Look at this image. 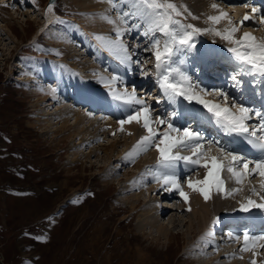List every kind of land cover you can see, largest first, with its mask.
<instances>
[{"label":"rangeland","instance_id":"rangeland-1","mask_svg":"<svg viewBox=\"0 0 264 264\" xmlns=\"http://www.w3.org/2000/svg\"><path fill=\"white\" fill-rule=\"evenodd\" d=\"M29 1L23 3L21 0H0V264H142V262L143 264H252L255 257L264 259L262 247L249 246L247 251L239 248L231 254H221L218 250L231 249L232 252V246L237 248V243L229 242L230 238L244 236L246 232L244 229H247L244 226L242 231L237 229L240 230L237 232L232 226L237 221L228 220L224 223L221 220L248 213L251 216L250 210L247 212L240 210L241 203H245L249 198L258 203L264 201L260 198L264 193L254 195L250 190L253 186L248 188L251 183L261 186L259 176L243 181L246 192L244 197L241 195L227 197L226 202L230 204L229 213L216 208L220 204L217 203L210 207L209 214L203 218L202 213L196 215V203L192 207L188 206L178 191L175 190L171 195V191H165L155 181L152 173L158 171L157 161L154 159L155 154L149 155L156 151L155 147H150L135 157H128L127 154L137 143L138 139H135L137 136L129 134L130 131L125 126L123 131L111 127L112 123L119 127L120 120H126L129 115L135 114L137 109L142 107L125 102L131 110L125 111L121 118H117L111 111L112 106L115 107L119 103L112 95L113 90L123 93L125 90L131 92L135 88L137 98L144 100L150 106L153 119H164L181 132L189 129L199 133L202 140L205 139L200 141L201 151L209 156H218L227 165V160H224L217 151L222 148L226 152L251 160L247 154L239 150H230L225 144H218L221 137L214 133L215 130H212L208 124L195 126L193 119L182 112V108L188 103L184 97H177L175 103L168 101L158 83L156 61L150 50L152 40L143 39L140 42V49L137 50L133 45V38L130 40L131 37L123 36L124 44L128 47V55L131 56L130 61L122 62L124 54L112 50L113 56L134 73L136 80L130 82L126 75L118 77L115 68L104 62L93 41H90L88 36L85 37L88 31L85 32L83 27L91 28L92 23L94 25L96 23L92 21L97 19L92 12H89L93 10L88 8L92 4L86 2L89 0H56L53 6L59 15L58 21L46 27L45 32L37 40L35 35L43 26V12L49 0ZM183 1L171 0L182 14H184L181 7ZM120 2L122 10L118 11V15L132 10L128 3L130 1L111 0L110 3L107 0L106 3L112 5L113 10L117 12V8L113 5L118 7ZM207 2L209 5L216 3L220 9L228 13L233 24L237 26L243 18L241 16L243 12L250 15V21H245L237 33L241 37L244 32H249L258 41L264 40V24L260 23L259 17L261 13L264 16V10L259 14L252 13V7L260 6L253 0L248 2L203 0V3L207 4ZM245 4L249 5L247 8L250 10L244 7ZM189 6L191 5L188 4ZM9 13L14 15V19L8 18ZM111 15L112 12H109V16ZM182 24L187 25L184 22ZM225 24L228 25V21ZM70 26L73 28L69 29ZM212 29L219 31L213 25L208 28L211 33H205L201 29L200 33L193 36L192 40L201 41L193 44V49L199 56L190 53L180 71L190 77L192 85L199 94L217 100L220 96L215 93L222 91L219 89L223 86H229V82L222 85V77L213 76L212 81L217 78L219 89L201 83L197 74L203 72L206 76L208 71L200 70L203 60L198 57L205 56L203 50L207 49L212 52V56L230 55L234 60L231 59L233 65L230 66L235 68L240 76L238 83H235V92L232 90L229 93L224 88L223 92L229 97V106L233 102L243 104L238 98L239 92H242L237 90L238 86L244 87L243 90L248 89L249 79L257 78L260 81L264 76L246 75L247 68L229 51V46L234 47V45L218 37ZM56 36L59 38L67 36L72 46L77 47L76 60L70 57L74 54L72 47L64 42L58 44L54 40ZM94 36L102 37L98 33H94ZM115 38L116 35L113 39L107 37L104 41L97 39L95 42H98L101 48L108 50L106 42L114 41ZM136 39L137 36L134 37V40ZM218 42L228 46L216 44ZM62 44L66 45L68 51L60 47ZM59 61L61 62L58 63ZM75 61L81 65L86 61L85 68L84 66L80 68V64H77L68 73L61 71L59 73L58 70L57 75L49 76L52 73L51 67L56 68V65ZM210 72L213 74V70ZM147 74L151 77L150 88L146 84L149 80L142 79ZM70 76L77 81L78 88L80 90L82 88L80 91L82 95L91 94L108 100V105L102 107L106 109L99 108L100 112L91 111L84 101H75L76 85L67 86L69 89L63 86L62 90L52 91L48 96L40 92L42 89L57 88L54 85L57 84L58 77L62 80V77L69 79ZM114 76L115 82H111L108 86L107 83L101 84L99 81L103 78L110 82L113 81ZM78 81L83 83V87ZM259 81H252L251 83H254L252 86L255 87ZM200 89L205 91L200 92ZM67 93L69 96L65 95ZM230 96H234L235 99ZM219 100L223 103V97ZM192 106L189 109L194 108L193 104ZM120 107L118 106L117 109H121ZM78 113L88 119L81 121L82 118L77 117ZM93 115L98 124L90 121L89 117ZM178 124L182 126L178 127ZM167 126V123L159 125L158 131L167 130ZM208 127L211 128L210 131ZM141 131L142 133H139L147 135L143 128ZM208 134L211 138L206 136ZM172 135L175 136L177 133ZM178 151L183 156H192V152L188 149H178ZM145 160L149 161L144 163ZM183 162L180 161L178 164L181 165ZM192 167V173L188 175L181 174L183 166L176 170L180 184L190 200H193L192 194L195 192L188 188L187 180L189 178L193 181L200 180L205 173L202 167L195 165ZM223 175H227L228 179L233 181L226 167L223 169ZM138 186H141V189ZM135 195H140L141 204L135 205L132 209V204L136 201ZM175 196L176 198L173 199L172 197ZM217 199L219 195L214 198ZM149 204L157 206L156 209L164 212L160 214V223H167L169 220L176 222L175 229L173 224H170L174 235L169 244L161 235L159 227L155 229L144 225L143 228V219L149 212L155 211L150 210ZM167 205L170 208H167ZM261 218L264 219V215H261ZM219 221L221 222L217 226H213ZM201 224L206 225V230L199 235ZM204 234L215 246L207 244ZM144 235L150 239L146 241ZM253 235L256 236V233ZM260 236H264V233L257 235ZM152 237L159 238L160 241L154 242ZM94 241L97 242L96 246ZM259 241L261 243L264 240ZM141 243L142 245H139ZM137 248H142V253L146 256L144 260L133 263L128 254L133 249L130 254L139 260L142 254L140 255ZM255 252L257 255H254Z\"/></svg>","mask_w":264,"mask_h":264},{"label":"snow or ice","instance_id":"snow-or-ice-1","mask_svg":"<svg viewBox=\"0 0 264 264\" xmlns=\"http://www.w3.org/2000/svg\"><path fill=\"white\" fill-rule=\"evenodd\" d=\"M109 2L111 3V0ZM113 7H116V5H113ZM131 7L134 11L124 12L120 19L126 24L125 17L131 15L140 18L146 25L143 35L150 37L152 40L150 50L156 61L155 67L158 71V83L168 100L175 103L176 98L182 96L185 100H194L202 104L214 118L215 123L226 133H237L252 137L253 139L250 140V143L255 148H258L262 155L258 159L248 160L240 155L226 152L224 149L219 148L217 151L220 156L224 157V160H227V165H225L224 161L220 160L218 156H209L206 152L201 151L200 141L202 137L199 133H194L189 129H184L181 132L180 129L175 128L164 119H153L150 106L144 100L137 98L136 90L133 88L131 92L127 90L123 93H117L114 90L112 92L113 97L117 100H124L126 103H134L142 106L135 114L129 115L126 120L119 121L121 131H123L124 124L135 121L141 124L142 128L147 132V135L142 136L136 145L133 146L132 151L127 154L128 157H135L141 152L147 151L150 147H155L159 154L157 159L158 171L152 173L155 181L165 191H178L185 203H188L189 197L176 175L177 164L180 161L206 169L202 180L193 181L191 178L187 180L188 188L193 192H198L203 196L205 201L210 199L212 190L217 192H223L225 190L224 181L220 176V172L225 167L237 184H241L247 178L259 176L261 178V189L264 190V113L244 106L243 104H236L235 102L229 106V97L223 91L215 93V95L223 97V103H213L205 100L195 90V86L192 85L190 77L181 72L179 68L170 66L172 57L175 55L178 46L191 49L194 47L191 43L193 36L201 32V29L195 28L192 25H182L180 20L176 19V17L182 15V12L175 3L171 2V0H132ZM211 7L217 9L218 5L213 3ZM244 7L247 8L249 5L245 4ZM47 11H52L51 5ZM251 11L252 13H259L260 9L252 7ZM208 19L214 24H218L221 20L227 19L228 28H225L223 32L216 31L215 29H212V31L234 45L229 51L233 53L242 65L246 66L249 74L264 76V40L258 41L249 32H244L238 39L234 38L235 33L240 30V26H243L245 21L251 19L250 15L245 14L239 21V26L233 24L228 13L224 11H220L219 15L209 16ZM109 23H115V21L109 20ZM260 23L264 24V16H261ZM140 26V24H133L131 28H117V39L106 42L109 51L115 49L124 54L122 62L130 61L131 56L128 55V47L124 44L121 37L125 31H131ZM175 26H179V28ZM187 29H191V31H187ZM155 33L162 34L166 39L163 41L156 39ZM96 39L101 41L105 40L104 37H96ZM174 75L178 76L179 80L174 79ZM233 79L235 80V77ZM112 80L115 81L116 77H112ZM199 91L204 92L205 90L200 89ZM253 115L259 120V123L250 125L248 121L253 118ZM165 123L168 125L167 130L159 132V125ZM153 125L156 127H153ZM172 133H177V135L173 136ZM257 133H260V135H257ZM158 135L159 140H157ZM178 149H188L192 152V156H182L179 154ZM249 165H252V167H249ZM237 191L239 189L232 190V192ZM232 192L227 194L231 195ZM252 192L254 195H259L255 188L252 189ZM260 198L264 200V196ZM252 208L264 210V203H257L249 198L245 203H241L240 205L241 211L247 212ZM188 210L190 211L191 209L189 208ZM235 239L239 240L240 237H235ZM243 239L245 244L242 250L247 251L249 250L250 241L253 242L252 246L255 247L254 242L264 240V236L250 237L245 232ZM260 247L264 248V244H261ZM252 264H255V261Z\"/></svg>","mask_w":264,"mask_h":264},{"label":"bare ground","instance_id":"bare-ground-1","mask_svg":"<svg viewBox=\"0 0 264 264\" xmlns=\"http://www.w3.org/2000/svg\"><path fill=\"white\" fill-rule=\"evenodd\" d=\"M16 1V0H15ZM23 3H25V2H30L29 0H25V1H23V0H21ZM122 1H130V2H128L129 3V7H131L130 6V4L132 3V0H122ZM215 1V0H214ZM241 0H232V2H240ZM19 2V1H18ZM86 2H89V3H92V4H90L89 6H88V8H89V10L90 9H93V10H90L89 12H92L91 14L95 17V18H97V19H95V21H92V22H96L95 23V25L92 23V27L91 28H89L90 26V22H89V27H87V29L85 28V27H83V29H85V32H87L88 31V33H86L85 34V37L86 36H88V38H90L91 40L90 41H93V43L95 44V47H97V50L99 51V53L101 54V56H102V58H103V60H104V62L106 63V64H111L112 66H113V68H115V73H117L118 74V77L120 76V75H126L127 76V79H129L130 80V82H132V81H134V80H136V78H135V76H134V73L130 70V69H128L126 66H124V64L122 63V62H120L119 60H117L114 56H113V54H112V51H109V50H107L106 48L104 49V48H101L98 44V42H95V41H97V39H96V37L94 36V33L95 34H101L102 35V37H105V38H107V37H109L110 39H113L114 38V36L116 35V29L117 28H121V29H124V28H131V26L133 25V24H140L141 26L139 27V28H135V29H132L131 31H125L124 32V37H125V35L126 36H128V37H131V39L130 40H132V38H133V41H134V43H133V45H135V49H140V42H142L143 41V39H146V38H149V39H151L150 37H146V36H144L143 35V32H144V30H145V27H146V25L144 24V22L140 19V18H138V17H133V16H128V17H125V20L127 21V23L125 24V23H123L122 21H121V19H120V17L122 16V14L121 15H118V11H120V10H122V5H121V2L119 3V5H118V7H115V8H117V12L116 11H114L113 10V8H112V5L111 6H109V5H107V0H89V1H86ZM193 2V3H192ZM255 2H257V3H255V4H258V5H260L258 8L260 9V12L259 13H261L263 10H264V8H263V6H264V0H258V1H255ZM214 3V2H213ZM212 3V4H213ZM2 4V3H1ZM55 3H53V4H48L47 5V7L44 9L45 11L43 12V17H42V20H43V26L41 27V29L36 33V35H35V39L37 40V38L43 33V32H45V29H46V27H48L49 25H51L52 23H54V22H57L58 20V18H59V15H58V13L56 12V10H55V7L53 6ZM188 4L189 5H191V6H189L188 7ZM52 6V11L51 12H48L47 10H48V8H49V6ZM257 6V5H256ZM4 7H6V5L4 4ZM181 7H182V10H183V12H184V14H182L181 16H179V17H176V19H178V20H182L181 21V24H182V22H184V23H186L187 25H193V26H196V27H198V28H201V29H203L204 30V32L206 33H211V30H208V28L209 27H212L213 25H215L217 28H218V30L219 31H221V32H223L224 31V29L225 28H228L229 27V25H227V24H225L226 22H227V19H223V20H221L218 24H214L212 21H210L209 19H208V17L209 16H214V15H219V12L220 11H223L222 9H220V7L218 6V8L217 9H213L212 7H211V5H209L208 4V2H207V4H205V3H203V0H184L183 2H182V4H181ZM7 8V7H6ZM130 9V8H129ZM248 10H250V8H247ZM246 9V10H247ZM132 11H134V9L132 8V10L130 9V11L129 12H132ZM230 11V10H229ZM109 12L111 13L112 12V14L113 15H111V16H109ZM225 12V11H224ZM258 13V14H259ZM246 13L245 12H243V14L241 15L242 17L245 15ZM255 14V13H254ZM8 15V18L10 19V18H13L14 19V15L13 14H7ZM33 16H35V15H33ZM229 16V15H228ZM261 16H262V13L259 15V17L261 18ZM93 17V18H94ZM237 17V16H236ZM258 17V18H259ZM92 18V19H93ZM240 18V17H239ZM238 18V19H239ZM253 18V17H252ZM257 18V17H256ZM109 20H111V21H115V23H109ZM240 20V19H239ZM250 21V20H249ZM233 22V21H232ZM225 24V25H224ZM183 25V24H182ZM83 26V25H82ZM103 27V28H102ZM175 27H177V28H179V26H175ZM73 27L72 26H70L69 27V29H72ZM89 28V29H88ZM205 30H208V31H205ZM60 31V30H59ZM187 31H188V29H187ZM56 32V31H55ZM62 32V31H61ZM66 32V31H65ZM54 33V32H53ZM58 34V33H57ZM65 34H67V33H65ZM133 34V35H132ZM198 34V33H197ZM64 35V34H63ZM155 35V38L156 39H160L161 41H163L164 39H166L162 34H160V33H155L154 34ZM200 35V34H199ZM70 36V35H69ZM121 37V39L123 40V42H125V39H124V37ZM137 36V39L136 40H134V37H136ZM213 36V35H212ZM218 37H221V36H219V35H217ZM67 37V36H66ZM65 36L62 38V37H58V36H56L55 38H54V40L59 44V43H62V42H64V43H67V45H70L71 47H72V52L74 53V54H72L70 57H72V60H74L75 58H76V54H75V50H77L76 48L77 47H73L72 46V43H71V40L69 39V38H66ZM71 37V36H70ZM113 37V38H112ZM214 37H215V35H214ZM240 36H239V33H235V35H234V38H239ZM53 39V38H52ZM117 38H115V40H116ZM127 39H129V38H127ZM222 39V38H221ZM129 40V41H130ZM207 40V39H206ZM210 41V40H209ZM208 41V42H209ZM227 41V40H226ZM199 42H201V41H199V40H197V39H193L192 41H191V43L192 44H194V43H199ZM224 42V41H223ZM203 43V42H202ZM216 44H218V45H223V43H216ZM225 46H228L227 44H224ZM223 45V46H224ZM66 45H60V47H64V48H66L67 49V47H65ZM230 48H232L233 46H229ZM194 47H192L191 49H189V48H186V47H183V46H178V48H177V51H176V53H175V55L172 57V62H171V67H173V68H179V69H181L182 68V66H183V62L187 59V57L190 55V53L191 54H196V56H199V54L198 53H196V51L193 49ZM198 48V47H197ZM79 51H80V49H78ZM67 51H68V49H67ZM114 51H116L115 49H114ZM203 52H204V54H205V56H207V58H205V56H202V57H198L199 59H201V60H203L202 61V68H200V70H203V71H208V73H206V76L203 74V72H199L197 75L198 76H200V81H201V83L202 82H204V83H206L207 85H209L210 87H212V86H214V87H216L217 89H219V87L218 86H220V85H218V82H217V78H215V80L214 81H212V79L214 78L213 76H217L218 78L219 77H224L228 82H229V86H223V88H224V90L225 91H228L229 93H231L232 92V89L236 86L235 85V83H238V79H239V76H240V74H238V71L234 68H232V66H230V65H233V58L229 55V56H212V52L211 51H209L208 49L207 50H203ZM114 53V52H113ZM214 57V58H213ZM217 57V58H216ZM228 59V60H227ZM233 61H232V60ZM76 60V59H75ZM81 60V59H80ZM62 61V60H61ZM61 61H59L58 63H60ZM83 64L81 65V63H76V61L75 62H66L65 64H63V65H56V68H54V67H51V66H49V67H51L52 68V73L51 74H49V76L51 77V76H55V75H57V71L59 70V73H60V71L61 72H64V73H68L69 72V70L72 68V67H74V65L76 66L77 64H80V68H82L83 66H84V68H85V63H86V61H84V62H82ZM91 64V63H90ZM101 66V65H100ZM227 67V68H226ZM246 67V66H245ZM228 68H229V70H228ZM214 69H215V71H214ZM211 70H213V74L210 72ZM247 70V69H246ZM87 72V71H86ZM246 75L247 74H249L247 71H246V73H245ZM250 75V74H249ZM249 75L248 76H246V78L248 79L249 78ZM251 76H252V74H251ZM262 75H260V77H261ZM153 77V76H152ZM227 77V78H226ZM233 77H235V80L233 79ZM85 78H86V76H85ZM150 78L151 77H149V74H147L146 76H144L142 79H146V80H143V81H148L149 80V82H147L146 84L149 86V88H150V85H151V82H150ZM174 79H176V80H179V78H177V77H175V75H174V77H173ZM223 78V79H224ZM87 79V78H86ZM223 79H222V82H223ZM262 79V78H261ZM100 83L102 84V83H107V86L111 83V82H115V81H110L109 82V80L107 79L106 81L103 79V78H100ZM143 81H141L142 83H144ZM215 81H216V84H215ZM249 81H250V83L253 81V82H257V81H259L257 78H253L252 80H250L249 79ZM78 82H80V81H78ZM81 84H82V87H83V83L82 82H80ZM250 83H249V86H250ZM252 84H254V83H251V85ZM262 84H264V78L262 79V80H260L256 85H255V89H254V92L259 88V86H261ZM46 85V84H45ZM74 85H76L77 86V81L75 80V79H73L72 78V76H70L69 77V79H67V78H63L62 77V80H60V77H58L57 78V84H55L54 86H57V88H51V89H42V90H40V92L44 95V96H48L49 95V93L50 92H54L55 90H58V91H60V90H62V88H63V86H64V88H68L69 89V87H67V86H74ZM238 85V84H237ZM248 84H246V86H247ZM48 86H50V85H48ZM79 86V85H78ZM78 86L76 87V92L74 93V99H75V101H78V100H82V101H84V103H85V105L89 108L88 110H91V111H99L100 112V110H99V108H102V107H106V105H108V100H106V99H102V97H100V96H98V97H94L93 95H91V94H84V95H82V92H80V91H82V88H81V90L78 88ZM100 87H101V85H100ZM242 87V86H241ZM223 88H221V89H219V90H222L223 91ZM247 91V90H246ZM245 91V89L243 90L242 89V92H239V97L238 98H240L241 99V102L243 103V105L244 106H249L248 105V102L245 100V98H244V95H242V94H244V92H246ZM255 94H256V92H255ZM65 95H67V96H69V93H67V94H65ZM202 97H203V99H205V100H208V101H210V102H213V103H221L220 102V98L219 99H209V98H206V97H204L205 95L204 94H200ZM230 97H233L234 98V96H230ZM235 99V98H234ZM251 99V98H250ZM87 101V102H86ZM169 101V100H168ZM117 102H119V103H117V106H115V107H113L112 106V108H111V111H112V113L113 114H115V116H117V118H121V116L122 115H124V113H125V111L126 112H130V108H129V103L128 104H125V101L124 100H118ZM170 103H171V101H169ZM186 102H188V103H186V105H188V106H184L182 109H183V111L182 112H184V114H186V116H190L193 120L192 121H194L193 122V124H195V126L197 125V126H202V124H203V122L205 121L207 124H210V126H212V130H213V128H214V130H215V132H217L218 134H220V136H221V138H222V140L221 141H218V144H225V143H227V142H229V140H232L231 139V137H233L232 136V134H229V133H226L221 127H219L216 123H215V120H214V118L211 116V114L207 111V109L206 108H204V106L202 105V104H199V103H197L196 101H186ZM229 102V101H228ZM173 103V102H172ZM80 104V103H79ZM192 104L194 105V108H190L189 109V107H193L192 106ZM255 104H257V102L255 103ZM261 103H260V101H259V105H260ZM84 105V106H85ZM130 105H132V104H130ZM133 105H135L136 107H139L137 104H134L133 103ZM118 106H121L120 108L121 109H117L118 108ZM108 107V106H107ZM179 109L181 108V107H178ZM103 110L104 109H106V108H102ZM140 109V108H139ZM138 110V109H137ZM122 111V112H121ZM121 112V113H120ZM123 113V114H122ZM113 114H111V115H113ZM130 114V113H129ZM96 115V114H95ZM95 115H93V116H91V117H89L90 118V121H92V122H95L96 120L94 119L95 118ZM90 116V115H89ZM109 116V115H108ZM186 116H185V118H186ZM77 117H81L82 119H81V121L83 120H85V119H88V118H86L84 115H82L81 113H78V116ZM88 117V116H87ZM104 117V116H103ZM105 118L107 119V116H105ZM86 121V120H85ZM252 121H257L256 119H255V117L253 116V118L249 121V122H252ZM185 122H186V120H185ZM185 122H182L183 124H186ZM96 124H98L99 122H95ZM81 124H83V122L81 123ZM95 124V125H96ZM80 125V124H79ZM111 125V127L113 128V129H117V131L119 130V131H121L120 130V128H121V125L119 126V127H117V125L116 124H114V123H112V124H110ZM254 125V124H253ZM126 127V129L128 130V131H130V133H132V135L133 134H135V136H137L135 139H138L137 141H139L140 140V138L142 137V136H144V135H142L141 133H142V131H141V129H142V126H141V124H138V123H136L135 121H133V122H131V123H127L126 125H123V127ZM178 127L179 126H182V124H178L177 125ZM78 127H80V126H78ZM97 128V127H96ZM203 129H204V127H203ZM200 130V129H199ZM87 131V130H86ZM127 131V132H128ZM210 131V130H209ZM139 132H141V133H139ZM207 132H208V130H207ZM214 132V133H215ZM207 137H209V138H211L210 136H209V134L208 135H206ZM205 139H203L202 141H204ZM207 143V142H206ZM209 144V143H208ZM208 144H205V145H208ZM113 146H114V144H112ZM111 145V146H112ZM228 145V144H227ZM211 146V145H210ZM236 147V148H238V146L237 145H235L234 144V142L232 141V143H230L229 144V146H228V148L229 149H231L232 150V147ZM115 149V148H114ZM109 152V151H108ZM228 152V151H227ZM234 152V151H233ZM155 154V157H154V159L157 161V159H158V152L157 151H154V152H151L149 155L150 156H152V155H154ZM179 154L180 155H182L183 156V154L182 153H180L179 152ZM149 160H145V162L144 163H147ZM155 162V161H154ZM153 162V163H154ZM183 166V172H181V174H183V175H188V174H191L192 173V169H193V165L192 164H185V162H183L181 165L180 164H177V168H176V170H178V169H180V167H182ZM142 168V167H141ZM204 172V171H203ZM205 173H206V169H205ZM205 173H203V178H204V175H205ZM220 176H221V179L224 181V191L223 192H217V191H215V190H212L211 191V193H210V199H208L207 201H205V199L203 198V196H201L198 192H195L194 194H192V198H193V200L191 199L190 200V197H189V200H188V206H190L191 205V207L194 205V203H196L197 205H196V207H197V211H196V215L198 216V215H200L201 213L204 215V217L203 218H205V216L206 215H208L209 214V210H210V207H213L214 205H216L217 203H220L216 208H220V211L221 210H225V211H227L226 213H229L230 211H228V210H230V209H228L229 207H230V204L228 203V202H226L227 201V197H234V196H240L241 195V197H244L245 195H246V192H245V185H243V182L241 183V184H237L236 182H235V180L233 179V181H231V180H229L228 179V176L226 175V176H224L223 175V170L220 172ZM202 178V177H201ZM202 178V179H203ZM202 179H200V180H202ZM252 185L251 186H249L248 188H251L252 186H253V188H255V190H256V192L257 193H264L263 192V190L261 189V186H257V185H255L254 183H251ZM139 187V189H141V186H138ZM233 189H239V191H237V192H232V190ZM249 190V189H248ZM250 190H252V188L250 189ZM229 192H232V194L231 195H228L227 193H229ZM251 192V191H250ZM175 193V190H171V192H170V194L171 195H173ZM251 194V193H250ZM219 195V199H217V200H214V198L216 197V196H218ZM136 196V201H134L133 202V204H132V209H134L135 208V205H140L141 204V201H140V195H135ZM173 199H175L176 198V196L175 197H172ZM258 203V202H257ZM262 203H264V201H262ZM156 206V205H155ZM166 206V205H165ZM149 208H150V210H155V211H152V212H149L147 215H146V217H145V219H143V228H144V225H145V227L146 226H148V227H154L155 229H156V227H159V230H160V232H161V235L163 236V237H165L166 238V243H170L171 242V240H172V237H173V235H174V232L170 229V227H172L170 224H173V228L175 229V227L177 226V224H176V222H174V220L173 221H171V220H169V221H167V223H160V220H159V217H160V214L162 215L164 212H161L160 210H158V209H156V208H158L157 206L156 207H154V206H152V205H150L149 204ZM167 208H170V206L169 205H167ZM218 211H219V209H217ZM166 211H168V210H166ZM165 211V212H166ZM250 212H252V213H250L251 214V216L250 215H241L240 217H236V216H230V217H227L226 219H223V220H221V221H224V223H227L226 221H232V220H235V221H237V222H235V225H240V221L241 220H243V219H248L249 220V222H250V224H245V225H241V226H239V228L238 229H241V231H242V228H244V226L247 228V229H244V230H246V232L249 234V236L250 237H257V235L258 234H260V233H264V228H263V225H264V219H262L261 218V215L263 216L264 215V210H261V209H257V208H252L251 210H250ZM256 215V216H255ZM253 216V217H252ZM165 218V217H164ZM162 220V219H161ZM221 221H219V222H217L216 224H214L213 226H217V224L218 223H220ZM162 222V221H161ZM203 223V222H202ZM253 223H258V228H255V227H253ZM235 225H234V227H235ZM233 226V225H232ZM236 228V227H235ZM249 228V229H248ZM173 229V230H174ZM141 230V229H140ZM204 230V233H205V230H206V225H204V224H201L200 225V232H199V235L201 234V232ZM243 230V231H244ZM143 231V230H142ZM175 231V230H174ZM238 231H240V230H237V232ZM196 233H197V231H196ZM256 233V236L255 235H253V234H255ZM178 234H179V232H178ZM177 234V235H178ZM145 237H146V241L148 240V239H150V237H148L147 238V235H144ZM148 236H150V235H148ZM234 236H236V235H234ZM204 237H205V241L207 242V244H209V245H212V246H215V245H213V243L211 242V241H209L208 240V237L204 234ZM236 237H239V236H236ZM213 238H215V236H213ZM212 238V239H213ZM96 239H98V238H95V240ZM154 242H157V241H160L159 240V238H156V237H152L151 238ZM231 240L229 241V242H233L234 244H236L237 243V248H234L235 246H232V252L230 251V250H228V249H224V250H221V248H219L218 250H220L219 252L221 253V254H231V253H235L236 251H234L235 249L236 250H238L239 248H244V244H245V242H244V239H243V236L242 237H240V239L239 240H237V239H233L232 237L230 238ZM190 241V240H189ZM154 242H151V244L153 243L154 244ZM239 242V243H238ZM260 241H255L254 243H255V247H260V245L261 244H264V241L263 242H261V243H259ZM94 243H95V245L94 246H96V244H97V242L96 241H94ZM131 244H132V242H130ZM252 244H253V242L252 241H250L249 242V246H252ZM139 245H142V243L141 244H139ZM138 249V248H137ZM142 249V248H141ZM141 249H138L139 251H140V255H141V258L139 259V260H136V258H135V256H132L130 253L133 251V249H131L130 250V252H129V254H128V257L130 258V259H132V262L134 263V261H136L135 263H137L138 261H140L141 259H145L144 257L146 256L145 254H143L142 253V250ZM147 250V249H146ZM149 251V250H148ZM230 251V252H229ZM91 252V251H90ZM144 252V251H143ZM95 253V252H94ZM136 253V252H135ZM256 253V252H255ZM96 254V253H95ZM131 255V256H130ZM254 255H257V253L256 254H254ZM225 256V255H224ZM147 259V258H146ZM128 260V259H127ZM255 262L256 263H258V264H261L262 262H264V259L262 258V257H255ZM142 264H143V262H142Z\"/></svg>","mask_w":264,"mask_h":264},{"label":"water","instance_id":"water-1","mask_svg":"<svg viewBox=\"0 0 264 264\" xmlns=\"http://www.w3.org/2000/svg\"><path fill=\"white\" fill-rule=\"evenodd\" d=\"M55 2H56V0H49L48 3L53 4V3H55Z\"/></svg>","mask_w":264,"mask_h":264}]
</instances>
